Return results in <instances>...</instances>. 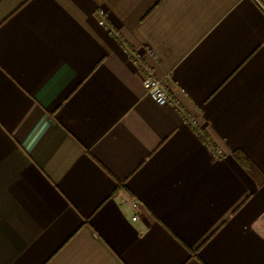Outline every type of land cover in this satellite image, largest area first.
Segmentation results:
<instances>
[{"label": "crops", "instance_id": "0c3cea01", "mask_svg": "<svg viewBox=\"0 0 264 264\" xmlns=\"http://www.w3.org/2000/svg\"><path fill=\"white\" fill-rule=\"evenodd\" d=\"M0 264H264L255 0H0Z\"/></svg>", "mask_w": 264, "mask_h": 264}, {"label": "built area", "instance_id": "2783aa9c", "mask_svg": "<svg viewBox=\"0 0 264 264\" xmlns=\"http://www.w3.org/2000/svg\"><path fill=\"white\" fill-rule=\"evenodd\" d=\"M261 8L264 10V0H255ZM101 23L104 22L103 19L100 21ZM124 50L129 53L130 56H132L134 59H140L141 58V53L139 52H133L130 48L125 46ZM143 85L147 93L155 99L158 103L164 104L169 101L175 102V100L170 96L167 85L164 83L163 80L154 77V76H149L146 77L143 80ZM187 122L194 124L195 123V117L194 116H189L186 118ZM209 146L211 147L213 154L216 156H220L222 154V150L213 144L209 143ZM137 216H133V219H136Z\"/></svg>", "mask_w": 264, "mask_h": 264}]
</instances>
